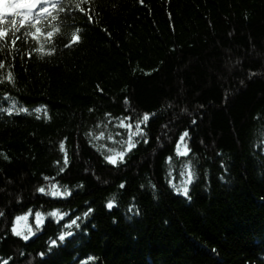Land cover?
<instances>
[{
    "label": "trees",
    "instance_id": "16d2710c",
    "mask_svg": "<svg viewBox=\"0 0 264 264\" xmlns=\"http://www.w3.org/2000/svg\"><path fill=\"white\" fill-rule=\"evenodd\" d=\"M50 6L0 17V264H264V0Z\"/></svg>",
    "mask_w": 264,
    "mask_h": 264
},
{
    "label": "snow or ice",
    "instance_id": "6c2138e0",
    "mask_svg": "<svg viewBox=\"0 0 264 264\" xmlns=\"http://www.w3.org/2000/svg\"><path fill=\"white\" fill-rule=\"evenodd\" d=\"M24 3H26L28 5V7L21 10L24 13V15L20 16L17 19V22H19V23L28 24L29 20L32 19L37 25L40 24V19L37 18L35 15H33V13H35V11L38 8H39V12H40V17H43L44 15L48 14L50 12V10L51 11H55V7L54 6H50V0H24ZM140 3L143 4L144 0H140ZM41 5H45V6L41 7ZM77 7H79V5H77ZM79 11L81 13H84L85 9L83 7H79ZM9 17H11V16H9ZM25 17H27V19H25ZM89 21H91V17L90 16H89ZM4 24H7V23H4ZM4 24H2V25H4ZM80 31L81 30L79 28H77V30H76L77 34L72 35L70 37V41L71 42L67 43L65 46H67L68 48H72V47L78 45L79 43H81L82 42V37L79 34ZM8 35H9V33H8L7 29L0 28V38H7ZM32 35H33V37L35 39L39 40L42 35H46L48 38H52V37H54L56 35V33H54V32L42 33L41 30L39 28H37L36 31L32 33ZM15 44H16V41L13 40V45H15ZM0 66H3V65H0ZM8 78H9V80L12 79L11 73H9V77ZM22 111H27V110L26 109H22ZM37 111H39V109H37ZM128 119L131 120V117H129ZM149 120H150V115L149 114H144L143 115V120L136 124V136H141V133L143 131L140 128V123H145V122H147ZM193 123H195V121H193ZM121 126H125L128 129L132 128V124L131 123H129L127 125H124L123 121L121 122ZM101 136H103V133H101ZM187 136H188V132H184L183 135L180 137V144L177 145L176 152L180 156H187L188 152L190 151L187 148V146H184L183 149L181 148V145L183 144V141H184L185 137H187ZM126 143H127V152L130 153L133 150V148L136 147V142L133 140L131 132H129L128 140H127ZM61 147L63 148V145H61ZM125 155H126L125 152H120V153H118V155H108V156L105 157V159L107 160V162L109 164L117 165L118 162H122L123 161ZM171 160H172V158L169 157V163H171ZM65 163H67V159H65ZM191 169H192L191 161H188L187 163L184 164L183 169L181 171V175L182 176L187 175V177H188L187 181L181 187H177L175 184L172 185L174 188H176V190L178 192H182V194L185 197H188L187 184H190L192 182V177L194 176V173H193V171ZM120 187L123 188L124 185H121ZM52 189L53 190L50 191L47 194H50L53 197H64V196H70L71 195V193L68 192V191H64V192L59 191V188L56 185H53ZM39 191L41 193H45V189L43 187H41L39 189ZM188 198L190 199V197H188ZM114 204H115V199L113 198V200H110L107 203L106 206H107L108 209H112L114 207ZM131 210L132 209H129V211H131ZM91 211L92 210L89 209V212H85L84 213V217L86 218L90 214ZM2 215H3V213L0 212V216H2ZM29 215H31V210L29 211L28 214H26L24 216H17L16 217V225H17V227H13L11 229V232L14 233L17 236H20L21 232H20L18 226H19L21 221H25L26 222L28 220V216ZM49 215L53 216V217H57L58 218L57 219V223H59L61 220L64 219V216L68 215V213H61L60 210L57 209V210L49 213ZM36 219H37V223L38 224L41 223L42 222V213L37 212L36 213ZM80 219H81V217L77 216L75 219H72L70 223H67L65 225V227H67L69 229H71L74 225L77 228L80 227V225L77 223V221H79ZM29 231H31V229H29ZM71 236H73V233L69 231V232H67L65 234H61L58 239L60 241H65L67 237H71ZM24 239L28 240L29 237L28 236H24ZM53 245L56 246V242L55 241H53ZM41 255H43V253ZM92 259H94V258H92V257L89 258V260H92ZM3 264H9V262L7 260H4ZM84 264H88V261L87 260L84 261Z\"/></svg>",
    "mask_w": 264,
    "mask_h": 264
},
{
    "label": "rangeland",
    "instance_id": "374dc122",
    "mask_svg": "<svg viewBox=\"0 0 264 264\" xmlns=\"http://www.w3.org/2000/svg\"><path fill=\"white\" fill-rule=\"evenodd\" d=\"M17 3H22V2L19 0ZM2 5H4V4L0 3V10H5V8ZM36 222H37V219H36ZM15 227H17L16 223H15ZM18 228H19L21 234L24 231H26L27 228H28V220L26 222L25 221H21L20 224H19V226H18Z\"/></svg>",
    "mask_w": 264,
    "mask_h": 264
}]
</instances>
